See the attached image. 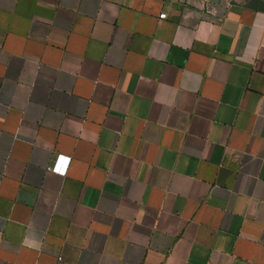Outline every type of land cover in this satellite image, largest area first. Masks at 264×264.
Returning <instances> with one entry per match:
<instances>
[{
  "label": "crops",
  "instance_id": "obj_1",
  "mask_svg": "<svg viewBox=\"0 0 264 264\" xmlns=\"http://www.w3.org/2000/svg\"><path fill=\"white\" fill-rule=\"evenodd\" d=\"M249 1L0 0V264H264Z\"/></svg>",
  "mask_w": 264,
  "mask_h": 264
},
{
  "label": "trees",
  "instance_id": "obj_2",
  "mask_svg": "<svg viewBox=\"0 0 264 264\" xmlns=\"http://www.w3.org/2000/svg\"><path fill=\"white\" fill-rule=\"evenodd\" d=\"M246 7L255 11L264 12V0H250Z\"/></svg>",
  "mask_w": 264,
  "mask_h": 264
},
{
  "label": "built area",
  "instance_id": "obj_3",
  "mask_svg": "<svg viewBox=\"0 0 264 264\" xmlns=\"http://www.w3.org/2000/svg\"><path fill=\"white\" fill-rule=\"evenodd\" d=\"M159 18H161V19L165 18V14H160ZM67 162H68V159H67ZM52 163H53V165L51 166L50 169L54 170L55 169V165L54 164H56V160H53Z\"/></svg>",
  "mask_w": 264,
  "mask_h": 264
}]
</instances>
